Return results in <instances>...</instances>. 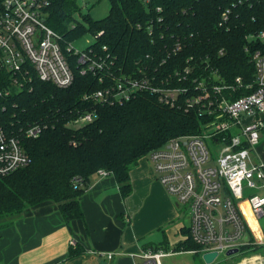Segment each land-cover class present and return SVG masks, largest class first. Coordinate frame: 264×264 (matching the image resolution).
Wrapping results in <instances>:
<instances>
[{
	"label": "trees",
	"instance_id": "obj_1",
	"mask_svg": "<svg viewBox=\"0 0 264 264\" xmlns=\"http://www.w3.org/2000/svg\"><path fill=\"white\" fill-rule=\"evenodd\" d=\"M50 1L47 24L66 41L101 32L89 48L95 53H109L114 58L111 70L118 77L131 75L149 55L157 68L152 74L158 78H165L173 67H182L188 61L201 69L209 64L206 71L198 74L212 79L209 70H215L216 83L240 77L243 84L253 85L255 68L250 53L259 50L264 54V0H150L147 4L143 0H109L106 17L93 20L87 15L84 23L73 19L80 10L77 0ZM158 6L164 22L154 23V33L148 35L147 24L155 20ZM224 13L227 21L222 23ZM73 22L75 28L71 29ZM177 39L182 41L181 51L165 66L157 67L162 55L159 50ZM70 61L74 73L70 86L59 88L34 78L31 89L13 95L7 102L6 119L24 127H46L36 138L21 139L30 163L0 176V220L10 219L43 201L55 202L66 223L81 218L78 197L98 170L114 177L125 198L131 192L130 169L139 159L171 137L199 133L210 120L200 117L195 109L164 106L147 92L121 105L84 99V95L99 90L103 84L97 75H80L75 58ZM252 91L238 90L233 96ZM88 112L95 115L91 122L71 126ZM75 177L81 179L76 187ZM5 225L7 221L0 223V229ZM190 242L200 252V247ZM77 252L71 250L70 255Z\"/></svg>",
	"mask_w": 264,
	"mask_h": 264
},
{
	"label": "built area",
	"instance_id": "obj_2",
	"mask_svg": "<svg viewBox=\"0 0 264 264\" xmlns=\"http://www.w3.org/2000/svg\"><path fill=\"white\" fill-rule=\"evenodd\" d=\"M50 3V0H0V176L30 163L21 139L36 138L46 127L39 124L24 127L6 119L7 101L31 89L34 78L59 88L70 86L74 79L70 60L75 58L80 75H97L103 84L99 90L84 95V99L121 105L147 92L164 106L195 109L200 117L209 118L199 133L171 137L148 153L156 179L169 195L187 207L188 237L203 253L216 252L218 256L243 247L255 250L264 244V237L255 229L256 220L264 216V160L254 155L264 132V54L259 50L250 53L255 68L253 85L243 84L240 77L216 83L217 78L198 74L200 70L206 71L209 64L201 69L188 61L182 67H173L165 78H158L152 74L157 68L149 55L131 75L118 77L111 70L114 58L109 53H95L89 46L79 51L47 24ZM155 12V20H150L146 27L148 35H153L154 23L164 22L160 15L162 8L156 7ZM225 21L226 13L222 23ZM73 23L71 29L75 28ZM100 35L101 32L92 36ZM182 47L179 39L166 44L159 50L162 55L157 67L165 66ZM209 71L211 77L217 76L215 70ZM250 89L251 93L233 96L238 90ZM94 116L90 112L82 114L74 124L91 122ZM206 139L221 144L215 160L209 155ZM97 175L110 173L98 170ZM80 182L79 177L73 179L75 187ZM243 182L247 189L259 193L244 197ZM166 255L162 250L148 249L139 256L141 264H161ZM249 257L258 258L253 264H264V256L259 253Z\"/></svg>",
	"mask_w": 264,
	"mask_h": 264
},
{
	"label": "crops",
	"instance_id": "obj_3",
	"mask_svg": "<svg viewBox=\"0 0 264 264\" xmlns=\"http://www.w3.org/2000/svg\"><path fill=\"white\" fill-rule=\"evenodd\" d=\"M254 155L264 160V132ZM129 177L131 192L123 198L111 174L93 175L78 197L82 217L69 223L53 201L11 217L0 229V264H141L139 255L148 249L162 250L170 260L197 259L188 209L157 181L147 156ZM71 250L79 252L71 256Z\"/></svg>",
	"mask_w": 264,
	"mask_h": 264
},
{
	"label": "rangeland",
	"instance_id": "obj_4",
	"mask_svg": "<svg viewBox=\"0 0 264 264\" xmlns=\"http://www.w3.org/2000/svg\"><path fill=\"white\" fill-rule=\"evenodd\" d=\"M80 10L73 14V19L76 22L84 23L83 17L89 15V17L93 20H100L107 16L110 8L109 0H87L86 2H79ZM72 42L71 45L78 49L79 51L85 50L88 46H90L94 42V38L89 33H85L84 35L78 36L75 40L70 41ZM217 72V71H216ZM214 79L218 78V76H214ZM8 102V101H7ZM7 106V103H6ZM8 108V106L6 107ZM7 113V112H6ZM72 127H79L81 123L78 124H71ZM190 135V134H186ZM206 146L209 151L210 157L215 160L218 156L221 144L216 143L213 140L206 139L205 140ZM148 159V158H147ZM149 160V159H148ZM259 193L257 190L247 189L246 183L243 182V196L248 197L253 194ZM9 219H1L0 223L6 222ZM255 229L264 237V216L259 217L256 220V227ZM252 253H259L264 256V244L257 246L255 250L250 249L249 247L241 248L237 253L232 255H226L225 252L220 253L214 261L208 264H242L244 258L249 257ZM203 252L200 251L197 259L191 256H183L178 258H162L161 263L167 264L170 260L171 264H207L203 260Z\"/></svg>",
	"mask_w": 264,
	"mask_h": 264
},
{
	"label": "water",
	"instance_id": "obj_5",
	"mask_svg": "<svg viewBox=\"0 0 264 264\" xmlns=\"http://www.w3.org/2000/svg\"><path fill=\"white\" fill-rule=\"evenodd\" d=\"M238 250L237 249H232L226 252V255H232L237 253ZM217 257V253L216 252H209V253H204L202 258L205 261V263H211L212 261H214V259Z\"/></svg>",
	"mask_w": 264,
	"mask_h": 264
},
{
	"label": "bare ground",
	"instance_id": "obj_6",
	"mask_svg": "<svg viewBox=\"0 0 264 264\" xmlns=\"http://www.w3.org/2000/svg\"><path fill=\"white\" fill-rule=\"evenodd\" d=\"M258 260V258H256V257H249V258H244L243 259V262H242V264H253L255 261H257Z\"/></svg>",
	"mask_w": 264,
	"mask_h": 264
}]
</instances>
